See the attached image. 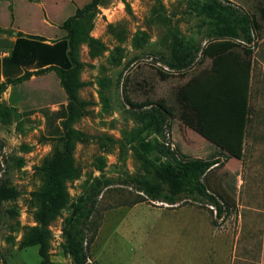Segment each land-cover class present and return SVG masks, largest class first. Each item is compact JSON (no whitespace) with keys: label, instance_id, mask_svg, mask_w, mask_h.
Returning a JSON list of instances; mask_svg holds the SVG:
<instances>
[{"label":"rangeland","instance_id":"1","mask_svg":"<svg viewBox=\"0 0 264 264\" xmlns=\"http://www.w3.org/2000/svg\"><path fill=\"white\" fill-rule=\"evenodd\" d=\"M88 1L0 0V37L59 39L62 22ZM204 1L107 0L97 7L90 31L103 46L91 53L86 43L80 45L84 84L79 95L89 103L74 127L90 137L75 143L80 176L67 181V189L71 201L85 188L98 190L87 232L88 261L94 264H231L234 258L264 264V0H221L252 19L253 42L237 45V50H251L252 63L239 157L218 151L180 118L178 87L210 60L164 74L169 30L178 29L185 40L201 47L209 41L212 26L198 11ZM8 53L0 48V58ZM0 84V177L20 191L0 204V264H38L37 245L22 246L20 240L26 226L34 224L33 193L43 177L38 167L61 144L48 136L51 125L44 111L57 109L64 95L54 68L10 82L0 76ZM159 99L172 111L163 140L170 148L178 145V157L180 152L188 158L218 156L219 164L201 181L222 203L220 216L212 205L186 194L175 204L150 201L129 182L143 175L137 157L139 124L130 103ZM162 160L180 173L171 157ZM70 211L66 205L50 224L54 264H73L61 248Z\"/></svg>","mask_w":264,"mask_h":264},{"label":"trees","instance_id":"2","mask_svg":"<svg viewBox=\"0 0 264 264\" xmlns=\"http://www.w3.org/2000/svg\"><path fill=\"white\" fill-rule=\"evenodd\" d=\"M106 2L89 0L76 8L61 24L64 35L53 41L21 34L14 40L0 37V48L9 51L0 58V76L10 82L38 70L54 68L65 100L64 103L57 101V109L44 111L47 124L51 125L48 136L59 139L61 144L54 147L38 167L43 177L42 184L33 193L36 201L32 214L34 224L26 226L20 240L22 246L37 245L40 256L38 264H54L50 259V224L66 205L70 206L71 211L62 226V251L70 256L73 264H94L88 261L87 244L90 238L87 232L90 230L89 217L94 211L98 190L85 188L71 201L67 181L80 176V168L74 160L75 143L90 137L74 127L89 103L79 95L84 84L80 77L84 62L79 58V49L81 44L86 43L92 53L103 46L90 31L97 7ZM198 11L212 26L207 33L209 41L201 47L185 40L178 29L169 30V57L164 61L167 68L164 74L186 70L196 61L210 60L208 66L178 87L176 99L180 104V118L218 151L239 157L249 113L252 63L251 50H237V45H250L253 42L252 19L234 5L221 0H205ZM130 104L135 109L134 116L139 124L136 128L137 157L143 175L133 176L129 182L150 201L175 204L182 201L186 194L195 202L212 205L220 216L222 203L201 181L208 170L219 164L218 156L211 159L188 158L180 152L181 157H178V145L170 148L163 140L167 120L172 115L170 107L161 99ZM142 132H145L144 136ZM151 134L152 137L148 138ZM150 154L154 157H149ZM168 156L180 173L162 160V157ZM19 194L20 191L8 178L0 177V204L15 199Z\"/></svg>","mask_w":264,"mask_h":264},{"label":"crops","instance_id":"3","mask_svg":"<svg viewBox=\"0 0 264 264\" xmlns=\"http://www.w3.org/2000/svg\"><path fill=\"white\" fill-rule=\"evenodd\" d=\"M231 264H257L255 260H249L244 258H234ZM260 264V262H258ZM216 264V263H215Z\"/></svg>","mask_w":264,"mask_h":264}]
</instances>
